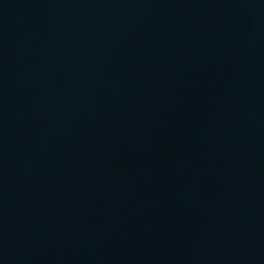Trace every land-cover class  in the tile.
<instances>
[{
    "label": "water",
    "instance_id": "1",
    "mask_svg": "<svg viewBox=\"0 0 264 264\" xmlns=\"http://www.w3.org/2000/svg\"><path fill=\"white\" fill-rule=\"evenodd\" d=\"M0 264H264V0H0Z\"/></svg>",
    "mask_w": 264,
    "mask_h": 264
}]
</instances>
